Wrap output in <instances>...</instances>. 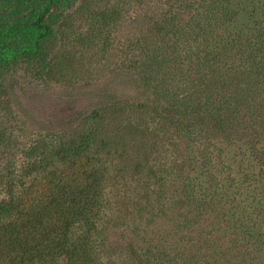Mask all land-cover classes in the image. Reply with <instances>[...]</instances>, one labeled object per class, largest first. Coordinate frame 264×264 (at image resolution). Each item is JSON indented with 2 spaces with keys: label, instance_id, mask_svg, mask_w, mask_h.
<instances>
[{
  "label": "trees",
  "instance_id": "obj_1",
  "mask_svg": "<svg viewBox=\"0 0 264 264\" xmlns=\"http://www.w3.org/2000/svg\"><path fill=\"white\" fill-rule=\"evenodd\" d=\"M230 1L210 2L212 8L203 16L213 32L206 39L211 48L244 31L236 25L233 34L227 32L228 39L222 33L236 19L228 10ZM77 2L0 0V74L15 69H29L36 76L51 72L54 64L48 51L55 44L59 20ZM191 30L181 29L188 35ZM246 32L254 57L255 48L264 43V32L258 27ZM180 36L181 43L171 44L172 56L163 49L146 57V75L134 78L142 83L147 101L137 105L149 110L151 123L167 124L170 138L176 134L173 139L180 145L176 153L184 164L180 162L167 181L175 206L168 209L160 203L167 171L157 166L124 169L122 186L140 194L131 192L122 196L124 200L116 198L115 204L108 189L116 184H111L107 169L84 165L76 174L59 170L57 157L90 160L94 130L78 142L54 147L42 140L31 142L18 149L19 159L12 153L0 157V246L14 252L7 264H178L182 258L193 264H264V78L254 93L228 85L223 97L212 99L201 92L205 76L200 85L185 84L180 77L192 59L200 60L188 50L200 49L204 33L194 37L200 43L196 45H185L190 38ZM209 55L213 58L215 50ZM247 61L262 68L257 55ZM132 69L137 70V61ZM251 95H257L259 108L247 104L244 96ZM196 118L199 130L192 126ZM143 126L147 130V123ZM2 146L7 150L14 144L1 142ZM194 150L200 160L184 155ZM238 157L240 169H233L231 162ZM186 163L191 169H185ZM121 170L115 169V174ZM36 177L40 183L34 184ZM110 205L118 212L112 218ZM118 247L120 255L126 254L122 261L110 257Z\"/></svg>",
  "mask_w": 264,
  "mask_h": 264
},
{
  "label": "rangeland",
  "instance_id": "obj_2",
  "mask_svg": "<svg viewBox=\"0 0 264 264\" xmlns=\"http://www.w3.org/2000/svg\"><path fill=\"white\" fill-rule=\"evenodd\" d=\"M212 1L78 0L75 7L59 20L55 44L48 51L54 64L51 72L36 76L29 69H15L7 75L0 74V143L14 144L10 150L0 147V157L12 153L19 159L22 152L18 149L28 148L31 142L42 140L46 146L54 147L65 142H78L88 131L94 130L96 139L87 152L91 155L90 160L64 161L56 153L59 170L76 174L84 169V165L87 169H107L112 174L111 184H116L108 189L109 199L115 204L116 198L123 199L122 196L131 192L140 194L136 188L128 191L122 186L124 169L157 166L167 171V186L160 203L167 204L168 209L173 208L176 203L171 200L172 186L167 181L176 169H180L181 163L184 164L180 159L182 155L176 153L180 145L173 139L176 134L170 138L167 124L161 121L151 123L153 118H150L149 110L137 105L147 101L142 83L140 86L134 78L146 75L143 73L147 68L146 57L161 53L163 49L172 56L175 50L171 44L181 43L180 35L190 38L185 45L200 44L194 37L201 32L206 40L213 32L203 16L212 8ZM230 2L228 10L236 14V19L230 21L233 26L222 33L226 38L227 32L233 34L236 25L244 31L234 34L235 37L225 45L219 43L218 48H211L206 40L199 50L192 48V53L188 50L193 58L199 57L200 60L192 59L193 63L180 73L181 82L185 84L200 85L205 76V87L201 85V92L208 93L212 99L223 97L228 85L254 93L264 78V43L254 51L261 63L259 70L248 63L247 58L250 56L255 60L256 55L252 57L253 53L246 45V29L258 27L264 32V0ZM182 27L192 29L193 36L192 30L191 34H184ZM168 29L173 33L170 36L166 32ZM212 50L216 55L210 58ZM203 52L208 55L202 56ZM136 61L137 70L134 71L132 65ZM251 96H244L247 104L259 108L257 95ZM197 120H193L192 126L199 130L201 124ZM143 123H147V130ZM191 152L193 154L187 152L184 155L200 160L195 150ZM241 158L231 162L233 169H240L238 162ZM195 160H190L189 164L195 165ZM187 166L186 163L185 169H191ZM115 169L122 170L116 175ZM40 177H36L33 183H40ZM110 207L109 218L118 215L114 206ZM120 249H112L117 251H113L110 257L124 260L126 254L120 255ZM0 255V263L7 264L14 252L1 245ZM59 264L63 263L60 261ZM178 264L193 263L182 258Z\"/></svg>",
  "mask_w": 264,
  "mask_h": 264
}]
</instances>
